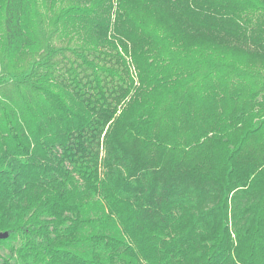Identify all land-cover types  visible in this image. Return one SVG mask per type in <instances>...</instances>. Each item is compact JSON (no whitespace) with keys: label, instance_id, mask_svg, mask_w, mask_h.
I'll use <instances>...</instances> for the list:
<instances>
[{"label":"trees","instance_id":"1","mask_svg":"<svg viewBox=\"0 0 264 264\" xmlns=\"http://www.w3.org/2000/svg\"><path fill=\"white\" fill-rule=\"evenodd\" d=\"M0 264H264V0H0Z\"/></svg>","mask_w":264,"mask_h":264},{"label":"water","instance_id":"2","mask_svg":"<svg viewBox=\"0 0 264 264\" xmlns=\"http://www.w3.org/2000/svg\"><path fill=\"white\" fill-rule=\"evenodd\" d=\"M7 237V233H2V234H0V239H4V238H6Z\"/></svg>","mask_w":264,"mask_h":264}]
</instances>
